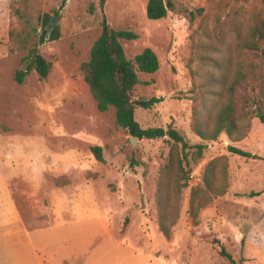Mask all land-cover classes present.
<instances>
[{
    "label": "rangeland",
    "instance_id": "1",
    "mask_svg": "<svg viewBox=\"0 0 264 264\" xmlns=\"http://www.w3.org/2000/svg\"><path fill=\"white\" fill-rule=\"evenodd\" d=\"M62 1L0 0V264H40L39 255L45 264H233L221 244L236 264H264V123L247 100L258 87L238 86L246 115L231 134L204 140L194 129L225 105L235 73L259 62L239 43L262 17V0H169L173 8L160 20L148 18V0H106L103 10L99 0H68L60 9ZM46 13L61 17V37L40 46L52 70L18 83ZM104 15L114 28L138 34L122 40L129 59L148 47L160 59L157 72H139L134 97L164 101L137 107V121L172 125L192 145H205L202 153L185 151L189 186L171 239L159 229L157 191L174 142L133 145L115 109H98L81 69ZM258 72L264 75V65ZM94 145L102 146L103 162ZM212 161L216 184L227 191L212 194L196 225L191 193L206 187Z\"/></svg>",
    "mask_w": 264,
    "mask_h": 264
},
{
    "label": "trees",
    "instance_id": "2",
    "mask_svg": "<svg viewBox=\"0 0 264 264\" xmlns=\"http://www.w3.org/2000/svg\"><path fill=\"white\" fill-rule=\"evenodd\" d=\"M68 0H63L60 9L64 8ZM264 4V0H262ZM101 9L105 7L106 0H99ZM173 4L169 0H148L147 16L151 20H160L168 15ZM95 11V5L91 12ZM60 11L57 10L56 14ZM52 16L48 13L40 18L41 33L38 42L29 50L24 59L25 68L17 71L16 81L23 83L26 76L36 71L41 78H47L53 64L40 52V46L46 42L58 40L61 37L60 25L49 28ZM139 36L131 30H118L114 28L104 15L102 21V33L95 41L90 59L81 66L85 74V80L90 87L91 94L97 102L101 112L115 109L116 124L125 129L132 137L137 139L156 140L168 137L174 142L169 162L163 167L157 191V204L159 212V229L167 239H171L173 229L180 217V203L182 194L187 188L189 171L184 161L187 159L185 151L197 148L203 152L205 145H192L186 136L179 130L169 125L164 127L144 128L137 121L135 112L137 107L151 109L164 101V97L135 99L134 91L140 83L139 72L155 73L160 69V59L157 53L150 47L138 54L134 60L127 57L122 40H134ZM239 47L257 55L258 63H249L247 71L244 69L235 73L234 79L229 84L225 105L213 114L212 120L198 119L194 129L204 140H216L223 132L231 134L238 126V120L246 115L245 106L238 100V86L245 85L253 90L258 87V95L248 97L255 105L254 114L264 123V75L259 74L258 69L264 65V11L262 17L255 21L248 29L247 35L239 43ZM180 148L183 154H180ZM230 150L240 156L258 158L248 151L236 147ZM91 151L100 162H103V148L100 145L91 147ZM136 163V161L133 160ZM212 161L205 173V188L195 187L191 193L190 214L194 224L200 222V211L212 201V194L223 195L227 191L224 185H217L214 178V163ZM220 243V241H216ZM220 254L233 264L237 262L221 244ZM241 264V263H239Z\"/></svg>",
    "mask_w": 264,
    "mask_h": 264
},
{
    "label": "water",
    "instance_id": "3",
    "mask_svg": "<svg viewBox=\"0 0 264 264\" xmlns=\"http://www.w3.org/2000/svg\"><path fill=\"white\" fill-rule=\"evenodd\" d=\"M60 19H61V17L59 15L52 16L50 23H49V28H52L55 25H57V23H58V21H60ZM131 140H132L133 145H136L138 139L135 137H132Z\"/></svg>",
    "mask_w": 264,
    "mask_h": 264
},
{
    "label": "crops",
    "instance_id": "4",
    "mask_svg": "<svg viewBox=\"0 0 264 264\" xmlns=\"http://www.w3.org/2000/svg\"><path fill=\"white\" fill-rule=\"evenodd\" d=\"M39 262L40 264H45V261L42 258H40V255H39Z\"/></svg>",
    "mask_w": 264,
    "mask_h": 264
}]
</instances>
